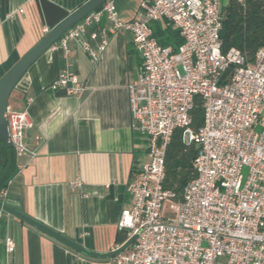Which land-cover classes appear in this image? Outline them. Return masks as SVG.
Here are the masks:
<instances>
[{
    "label": "built area",
    "instance_id": "2783aa9c",
    "mask_svg": "<svg viewBox=\"0 0 264 264\" xmlns=\"http://www.w3.org/2000/svg\"><path fill=\"white\" fill-rule=\"evenodd\" d=\"M120 1L107 0L51 46L70 54L69 42L76 40L96 59L108 45L107 33L123 28L142 58L129 99L147 159L135 165L130 204L118 220L124 242L137 239L112 264H264V45L253 61L236 47L223 52L222 0H138L126 18ZM103 17L110 26L96 30ZM159 20L179 32L176 48L155 37ZM58 86L84 90L71 71L59 74ZM197 98L204 111L199 128L190 114ZM7 116L17 156L27 154L28 111L8 105ZM178 128L184 143L199 148L193 177L180 194L164 187L166 152Z\"/></svg>",
    "mask_w": 264,
    "mask_h": 264
},
{
    "label": "crops",
    "instance_id": "0c3cea01",
    "mask_svg": "<svg viewBox=\"0 0 264 264\" xmlns=\"http://www.w3.org/2000/svg\"><path fill=\"white\" fill-rule=\"evenodd\" d=\"M86 1L0 0V79L46 35L45 28L50 31ZM137 2L121 0V17ZM109 26L103 17L95 29ZM107 34L108 45L96 59L76 40L69 42L70 54L50 48L14 89L8 105L27 110L32 127L28 153L16 158L2 194L13 208L99 252L125 240L120 212L130 204L127 187L135 165L147 159V141L132 128L129 99L142 58L130 32ZM63 71L77 75L81 93L53 88ZM112 263L75 251L6 211L0 217V264Z\"/></svg>",
    "mask_w": 264,
    "mask_h": 264
},
{
    "label": "trees",
    "instance_id": "16d2710c",
    "mask_svg": "<svg viewBox=\"0 0 264 264\" xmlns=\"http://www.w3.org/2000/svg\"><path fill=\"white\" fill-rule=\"evenodd\" d=\"M228 2L223 6L222 50L226 53L230 48L236 47L248 61H253L256 51L264 45V0H229ZM162 24L157 23L155 28L153 26L155 37L162 45H172L176 48L182 43L179 32L162 26ZM190 114L191 125L199 128L204 119V111L199 98L196 99ZM181 138L182 129L178 128L174 131L167 148L164 184L165 188L174 189L179 194L193 177V162L199 153L196 144L184 143ZM2 152V143H0V153ZM6 164L7 157H3L0 161V177Z\"/></svg>",
    "mask_w": 264,
    "mask_h": 264
},
{
    "label": "water",
    "instance_id": "95a60500",
    "mask_svg": "<svg viewBox=\"0 0 264 264\" xmlns=\"http://www.w3.org/2000/svg\"><path fill=\"white\" fill-rule=\"evenodd\" d=\"M106 1L107 0H88L83 3L76 10L67 15L65 19L61 20L56 26H54L22 59H20L16 65H14L0 79V143H2L3 150V152L0 153V161L3 160V157H7L6 167L0 177V209H3L4 212L6 211L20 220L32 225L50 237L71 247L75 251L96 259H111L122 251L128 249V247L137 239V234L130 237L117 249L108 252L90 250L73 239L8 205L5 200L1 198V194L4 192L10 181V178L15 171L17 165L16 158L18 157L16 150L13 148V144L10 141L9 120L7 119L9 98L12 92H14V89H16L18 83L29 70V68L46 51H48L66 31L80 22L88 14L95 11L98 7L105 4Z\"/></svg>",
    "mask_w": 264,
    "mask_h": 264
},
{
    "label": "rangeland",
    "instance_id": "374dc122",
    "mask_svg": "<svg viewBox=\"0 0 264 264\" xmlns=\"http://www.w3.org/2000/svg\"><path fill=\"white\" fill-rule=\"evenodd\" d=\"M228 0H223V2H224V4H228V2H227ZM157 23H160V24H162L163 22H161L160 20H159V22H155V23H153V26H154V28L156 27V25H157ZM164 24H162V26H163ZM12 94H14V92H12ZM13 96V95H12Z\"/></svg>",
    "mask_w": 264,
    "mask_h": 264
}]
</instances>
